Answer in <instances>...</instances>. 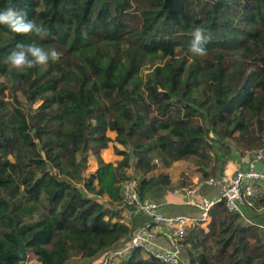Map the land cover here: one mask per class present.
I'll use <instances>...</instances> for the list:
<instances>
[{
	"label": "trees",
	"instance_id": "trees-1",
	"mask_svg": "<svg viewBox=\"0 0 264 264\" xmlns=\"http://www.w3.org/2000/svg\"><path fill=\"white\" fill-rule=\"evenodd\" d=\"M9 6L49 35L0 25V264H28L18 237L37 264L72 254L104 264L121 251L133 233L118 210L132 158L141 196L159 201L172 188L169 174L152 175L159 163L195 159L204 181L235 158L232 141L242 156L263 146L264 0H0ZM133 9L141 28L130 30ZM196 26L212 36L203 57L188 50ZM32 39L61 58L17 73L6 57ZM110 143L121 160L98 157L85 177L91 153ZM255 204L250 222L213 207L208 231L194 226L181 242L191 264H264V192ZM142 253L119 264H162Z\"/></svg>",
	"mask_w": 264,
	"mask_h": 264
},
{
	"label": "built area",
	"instance_id": "built-area-1",
	"mask_svg": "<svg viewBox=\"0 0 264 264\" xmlns=\"http://www.w3.org/2000/svg\"><path fill=\"white\" fill-rule=\"evenodd\" d=\"M246 159L243 168L233 171L225 169L223 174L204 181L197 177L192 186L182 189L185 204L196 208L197 214L167 215L159 201L141 196L137 179H127L121 186L123 205L136 215L144 216L147 221L133 231L128 244L121 251L109 254L104 264L111 256L125 255L133 250H141L162 264H182L184 248L181 242L194 226L207 227L213 207L224 204L229 213L245 216L246 208L255 206L264 184V144ZM179 193L178 189L174 191V194ZM211 194L215 197L207 199L206 195L212 197ZM162 236L168 239L169 245L160 244Z\"/></svg>",
	"mask_w": 264,
	"mask_h": 264
},
{
	"label": "clouds",
	"instance_id": "clouds-1",
	"mask_svg": "<svg viewBox=\"0 0 264 264\" xmlns=\"http://www.w3.org/2000/svg\"><path fill=\"white\" fill-rule=\"evenodd\" d=\"M0 25H5L11 32L22 37L44 39L49 35L48 30L27 17V13L9 6L0 10ZM189 52L193 57L207 55L206 45L212 39L211 33L202 26H196L191 32ZM62 53L56 49L46 50L36 39L31 42L18 41L6 57L8 66L17 73L30 69H46L50 63L60 60Z\"/></svg>",
	"mask_w": 264,
	"mask_h": 264
},
{
	"label": "rangeland",
	"instance_id": "rangeland-1",
	"mask_svg": "<svg viewBox=\"0 0 264 264\" xmlns=\"http://www.w3.org/2000/svg\"><path fill=\"white\" fill-rule=\"evenodd\" d=\"M137 9H133L132 11H131V16L129 17V19H128V22H127V25H128V28L130 29V30H132V29H140L141 28V16H140V12H141V10L139 11V12H137L136 11ZM6 98L7 99H10L11 100V93L10 92H6ZM107 135L108 136H113L112 134H111V132L110 131H108L107 132ZM114 144L113 143H110L109 144V147L108 148H106V149H103V150H105V151H103L102 152V155L101 156H97V158L98 157H101L105 162H112L111 160L116 156V157H118L119 158V160L121 159V157H119V156H117L116 154H115V152L113 153V151H114ZM231 146H232V148H234V156L236 157V158H243V157H247V158H249V157H251L252 155L251 154H248V155H240L242 152H243V149H239L238 147H237V145L235 144V142L234 141H232L231 142ZM121 148V147H120ZM98 149V148H97ZM109 149V150H108ZM110 152L109 154H110V157L111 158H109L108 156H107V152ZM115 157V158H116ZM93 157H92V154H91V159H92ZM96 158V159H97ZM118 159L116 158L115 160H113V162L112 163H117L118 161H117ZM135 162H136V160H135V158H132V167L129 169V175H130V177H132V178H135V179H137V180H139V176H138V174L136 173V171H135V168H134V166H135ZM91 165V164H90ZM88 166L87 167V171L86 172H84V174L86 175V177H87V174L89 173V172H92L93 171V169H92V167L91 166ZM159 167H160V169L162 170V171H168L169 172V170L168 169H170V167L169 168H161V167H163L160 163H159ZM171 168H172V171H170L171 173V175L174 177V178H176V183L177 184H179V185H181V184H183L181 187L179 186L178 188H175V190L176 189H178L179 191H180V193L178 194V195H180V194H183V191L181 190V189H179V188H182L183 189V187L184 188H188V187H190V186H192L193 185V182L196 180V178L198 177H200L201 175H202V171H201V169L199 168V166H197V164H196V162H195V159H190V160H187V161H178V162H175V163H173L172 165H171ZM167 169V170H166ZM167 174V173H166ZM170 175V176H171ZM194 180V181H193ZM186 184V185H185ZM175 190H173V193H174V191ZM261 191L262 192H264V184L261 186ZM184 195V194H183ZM88 196L90 197V198H95V199H97V197L95 196V194L94 193H92V192H88ZM106 205H110V203L108 202V201H106ZM255 205H257V204H255ZM118 207H121V210H124V211H126V214L127 215H130V212L132 213V214H134V212L130 209V208H127V207H125L124 205H121V206H118ZM256 209H258V207L256 208ZM259 209H261V208H259ZM255 212V211H254ZM253 212V213H254ZM261 212H262V215H264V209H262L261 210ZM249 214H251V211H249L248 210V212H246V216H248ZM255 215H257L258 216V214H257V212H255ZM249 220H252V219H250L249 217H247V219H245V220H243V222H250ZM254 221V220H253ZM206 231H208V229H206V228H204ZM114 252H111L110 254H113ZM129 254L130 253H126L124 256L126 257V256H129ZM72 256H73V259L74 260H76V258L77 257H79V256H77V255H73L72 254ZM123 256V255H122ZM122 256L121 255H114V256H111V257H109L108 258V260H109V263L110 264H119L120 262H121V258H122ZM123 256V257H124ZM105 259V258H104ZM103 259V261H102V263L103 262H105L106 261V259L104 260ZM37 257L35 256V254L33 253V252H27V263L28 264H37ZM79 260H81V259H79ZM79 263V262H78ZM82 264H84V263H82ZM182 264H191V258H190V256H189V250L188 249H186L185 247H184V259H183V263Z\"/></svg>",
	"mask_w": 264,
	"mask_h": 264
},
{
	"label": "crops",
	"instance_id": "crops-1",
	"mask_svg": "<svg viewBox=\"0 0 264 264\" xmlns=\"http://www.w3.org/2000/svg\"><path fill=\"white\" fill-rule=\"evenodd\" d=\"M111 132V134L113 135V136H110L112 139H115V137H116V133L115 132H112V131H110ZM109 150V149H108ZM103 151H105V150H103L102 148H98V149H96L95 151H93L91 154H92V159H91V156H90V161H89V164H88V166L90 165L91 167H92V169H93V171L92 172H89L88 174H87V177H89L90 175H92V174H94L95 172H96V170H97V168H98V162H97V156H101L102 155V152ZM110 152L108 151L107 152V156L109 157V158H111L110 157V154H109ZM113 153H114V151H113ZM116 157V156H115ZM113 158L111 161L113 162V160H115L116 158L118 159L117 161H119V158L118 157H116V158ZM247 157H243V158H234L233 160H231V161H229V163L227 164V166H226V170H235L236 168H243L245 165H246V159ZM121 160V159H120ZM114 164H116V163H114ZM161 168H164V167H161ZM167 170V169H166ZM169 170V172L168 171H162L161 169H160V167L152 174V175H158V174H160V173H167V174H169V175H171L170 173V171H172V168L170 167V169H168ZM87 171V168H86V170H85V172ZM84 176L86 177V175L84 174ZM171 177V181H172V188L170 189V190H166V192H165V194L163 195V198L161 199V200H159V202L162 204V207H161V209H162V211L165 213V214H167V215H179V214H182V215H188V214H197L198 213V211H197V209L196 208H193V207H191V206H187L186 204H185V199H186V197L183 195V194H180V195H178V194H174L173 193V190H175V188H177V187H179V186H182L183 184H181V185H179V184H177L176 183V178H174L172 175L170 176ZM194 181V180H193ZM179 185V186H178ZM186 185V184H185ZM184 188V187H183ZM179 189H181L182 190V188H179ZM212 195H214V194H211V196ZM213 197H215V196H212V197H209V196H207L206 195V198L207 199H209V198H213ZM180 208H185L186 210H187V212H185V213H182L181 211H180ZM118 210H119V218H120V220L122 221V222H124L125 224H127V225H129L130 227H131V229H132V231H134L136 228H138L139 226H141L142 224H144L146 221H147V219L144 217V216H142V215H136L135 213L134 214H132L131 212H130V215H127L126 214V211H124V210H121V207H119L118 208ZM248 210L250 211V209L249 208H246V210H245V218L247 219V217H246V212H248ZM261 210H262V208L261 209H259L258 211H257V214H262V212H261ZM259 228H260V230H261V233H263V235H264V223H262V224H258L257 225ZM206 229H207V227H206ZM160 244L162 245V246H167V245H169V241H168V239L167 238H165V237H163L162 236V238H161V240H160ZM184 253V252H183ZM143 254V256L145 257V258H147L148 257V255L147 254H145V253H142ZM74 255V254H73ZM184 255V254H183ZM36 256V255H35ZM37 257V256H36ZM79 262V263H78ZM82 263H84V264H86L87 263V261H84V260H79L78 258H76V260H72V262H71V264H82Z\"/></svg>",
	"mask_w": 264,
	"mask_h": 264
},
{
	"label": "water",
	"instance_id": "water-1",
	"mask_svg": "<svg viewBox=\"0 0 264 264\" xmlns=\"http://www.w3.org/2000/svg\"><path fill=\"white\" fill-rule=\"evenodd\" d=\"M18 243H19V251L16 253V256L19 258L20 262L26 263L27 262V250L26 245L24 242L20 240L18 237Z\"/></svg>",
	"mask_w": 264,
	"mask_h": 264
}]
</instances>
